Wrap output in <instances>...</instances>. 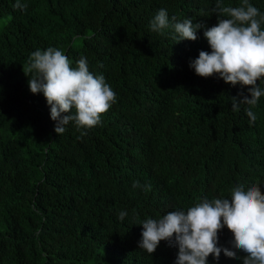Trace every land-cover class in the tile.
<instances>
[{"label": "trees", "instance_id": "16d2710c", "mask_svg": "<svg viewBox=\"0 0 264 264\" xmlns=\"http://www.w3.org/2000/svg\"><path fill=\"white\" fill-rule=\"evenodd\" d=\"M15 2L0 0V264H175L174 242L140 249L142 221L230 199L238 185L264 193V97L251 123L247 106L231 108L232 97L251 98L248 87L189 66L211 52L216 0H21L26 12ZM249 2L264 13V0ZM161 8L206 28L176 43L173 28L150 29ZM49 47L74 64L86 57L116 93L82 137L74 122L58 135L43 93L28 86L30 54ZM233 240L224 227L217 246L233 250ZM236 251L241 259L222 251L207 264H243Z\"/></svg>", "mask_w": 264, "mask_h": 264}, {"label": "clouds", "instance_id": "9594fccd", "mask_svg": "<svg viewBox=\"0 0 264 264\" xmlns=\"http://www.w3.org/2000/svg\"><path fill=\"white\" fill-rule=\"evenodd\" d=\"M13 8L26 12L28 5L16 0ZM213 12L217 24L206 28L190 18L176 22L175 16L170 19L168 11L161 8L150 21V29L164 35L171 27L175 33L172 38L179 43L195 41L197 32L206 28L204 37L211 52L200 51L190 68L201 78L219 75L225 83L248 87L251 98L232 97L231 108L238 112L247 106L246 115L255 123L257 116L252 109L264 97V89L258 86L264 78V13L249 0H240L237 6L216 0ZM27 72L31 74L27 75L30 91L34 95L43 93L58 135L66 131L70 122L85 130L81 137L86 135V130L98 126L102 115L117 102L105 77L89 70L86 57L81 56L74 64L58 48L37 49L28 58ZM132 186L141 187L138 181ZM144 187L150 190L151 185ZM230 196L203 198L186 211L174 210L159 219L142 221L140 249L151 255L161 241H168L179 249L175 264H207L209 256L218 260L222 251L230 259H241L236 250L246 254L243 264H264V193L258 184L247 189L238 185L231 189ZM126 215L121 211L119 219L123 221ZM224 227L233 234V250L217 246L218 234Z\"/></svg>", "mask_w": 264, "mask_h": 264}]
</instances>
